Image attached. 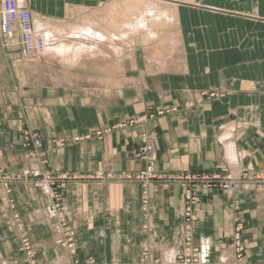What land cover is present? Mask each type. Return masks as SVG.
<instances>
[{"label":"crops","instance_id":"obj_1","mask_svg":"<svg viewBox=\"0 0 264 264\" xmlns=\"http://www.w3.org/2000/svg\"><path fill=\"white\" fill-rule=\"evenodd\" d=\"M125 1L25 0V4L32 16L59 23L73 24L84 16L86 26L90 23L100 32L94 37L103 41L110 20L117 26L124 21ZM153 1L170 7L176 22L166 23L159 38L143 50L140 43L134 44L132 55L127 52L126 57L123 41H118L116 56L110 55L108 45L91 38L89 45L100 44L102 55L88 51L92 54L75 61L71 67L77 83L69 78L51 86H26L16 93L0 89V170L15 173L27 165L19 139L31 129L41 136L43 150L51 152L53 171L138 172L143 168L140 138L148 132L154 133L159 171L219 172L232 178L247 169L264 174V0ZM110 7L115 11L111 17ZM148 108L174 111L144 127L117 128ZM106 128L114 129L102 140L63 148H55L53 142ZM9 197L15 209L8 204ZM198 198L190 227L194 240L210 239L209 264H237L231 246L235 219L243 227L242 262L264 264V189L247 184L232 191L198 193ZM147 199L144 205L142 189L133 183L68 187L64 201L75 236L74 256L55 242L52 221L33 186H19L7 195L0 187V264H30L20 250L18 229L25 230L34 246L33 264H75L77 259L140 264L146 248L150 259L165 250L179 252L181 229L187 225L182 189L154 183ZM173 257L166 255L164 263Z\"/></svg>","mask_w":264,"mask_h":264},{"label":"rangeland","instance_id":"obj_2","mask_svg":"<svg viewBox=\"0 0 264 264\" xmlns=\"http://www.w3.org/2000/svg\"><path fill=\"white\" fill-rule=\"evenodd\" d=\"M4 4H5V0H0V89L12 90L14 93H16L19 92L20 89L26 86H36L38 84H43V83H46L47 85L51 86L53 82L69 81V78H72L71 81L72 83L74 84L77 83L75 79L76 72L74 71V69L72 70L71 67V65L76 64L75 60H72L74 62L73 63L68 59L67 62V60H61L62 59L61 57L60 59L59 57L56 58L55 54L53 56L52 49L61 44H66L74 48L73 52L75 51L77 53L78 50L77 48L81 45H86V41H88V45L86 46L93 47L94 43L92 46H90L89 41L91 40V37H93V35L100 32L92 30L90 28V24L86 26L85 25L86 18L84 16L80 17L77 22L73 24H69L68 22L59 23L54 20L52 21V20L40 19V17L32 16V14L30 13L32 17L37 53L32 58H26L19 48V43L12 45V47H10L3 34V31L1 29V10ZM23 4L27 9L25 0H23ZM124 4H125L124 5L125 9L122 12V17L124 18V21L122 22V24L117 26L116 21L110 20L108 22V27L106 28L108 29L107 35L105 36L103 34V41H99L100 40L99 37L92 38V41L95 42L94 40H97L101 44L108 45L109 48H114L117 46L118 41L113 39V36L114 35L117 36L116 35L117 32H121V34H123L122 35L123 39L120 38L119 42L122 43L123 41L126 57H128L127 52L129 53L130 50L133 49L134 44L135 46L136 45L138 46L140 43L139 48L143 50L144 46H147L150 42L154 43L155 39L159 38V33L162 31V28H164L166 23L174 24V22H176V19H173L174 17H176L174 11L170 9V7L164 8L160 3L158 2L156 3V1L126 0ZM112 8L110 7L109 10ZM150 9L152 12L150 11ZM146 10L149 13V15L148 13L147 14L145 13ZM133 12L134 13L137 12L138 14L137 13L134 14ZM162 12L163 13L167 12V15L162 14ZM130 13L133 15H131ZM144 13L150 16L151 18L148 16L146 17V15L141 16L144 15ZM113 14H115V11L110 10L109 17L113 16ZM132 16L135 17L136 20L134 22L135 25L134 23H132L134 21V17L132 18ZM138 22H140L141 25L144 26V28H142L143 26L140 28L141 25ZM100 24H96V25L98 27H101ZM130 25L131 26L134 25V26L131 27ZM86 27L91 30V31L89 30L90 33H87V36L89 37L85 36L84 34L85 32H82L81 33L82 35H80L79 33L77 37L72 36V34L75 33L77 30H81ZM93 27L95 28V26ZM125 27L126 29L124 30ZM128 27L131 28L129 29ZM131 29L132 30L139 29L140 31L133 30L129 32ZM149 31H151L152 34L154 35H151V32ZM56 32H58V34ZM61 32L62 33L64 32L65 34L64 37L59 36ZM91 32L93 35L91 34ZM135 33L137 35H135ZM150 36L153 37L150 38ZM169 43L171 45L174 44L173 40H170ZM48 45L49 46L51 45L50 46L51 48ZM44 47L48 50L43 51ZM80 54L83 56L85 55L81 52V50H80ZM128 60L129 58H126V61ZM69 71L71 73L67 75ZM81 73L83 74L84 71H81ZM169 111L170 112L174 111V109L164 110V109L148 108L144 112L137 114L133 118L126 120L124 123L118 125L117 128H131L136 126L144 127L146 124L156 120L158 117L168 113ZM113 129L112 128L100 129L93 132L85 133V135H83L82 137L57 139L54 140L53 142L55 148H63L65 146H69L71 144L82 141H88L92 139L102 140V138L107 134L111 133ZM153 135L154 133H148V132H144L141 135L140 145H139V158L143 162V168L140 171L135 173H121V174H115L112 172H103V171H96L94 173H78L71 171L51 170L50 157H49L51 156V152L49 150H43L41 136L37 132L31 129H26L22 132L21 139H19V145L24 150H26L27 165L26 166L24 165L18 172L15 173H7L3 170H0V187L4 190L5 194L7 195L10 194L14 188H18L19 186L27 185V184L31 185L33 186L34 189L37 190L40 198L43 201L44 211L46 216H48V210L53 211V209L56 207L58 213L60 214L64 213L62 220H60L61 222H58L59 220L57 221L51 220L54 227L53 237L55 242L59 246H62V248L65 249L66 246L67 248L69 247L70 249L69 248L67 249L68 252L76 256L75 236H74V232L68 227V210L64 201V193L68 189V187L79 183L81 184L133 183L141 187L143 204L146 205L148 202L147 191H148V187L151 184L156 183L162 186L177 185L183 191V199L185 204L184 220L186 222L185 224H187L184 225V227L181 229V234H182L181 249L177 253L176 252L169 253L168 251L165 250L164 252L162 251L157 258L150 259L151 256L149 254L148 248H146L145 251L143 252V254L145 253V256L144 258L141 257L142 259L139 262L140 264H172L173 261L174 262L176 261L178 264H185V263L200 264L198 262V257H197L200 250L199 241L201 239L204 240H210V239L199 238L198 240H194L193 238L194 231L190 227V222L193 220V210L199 201L198 193H203L207 195L217 190L232 191L236 187L244 188L246 187L247 184L248 186H251L256 190L264 189V174L252 173L249 169H247L243 171L240 176L232 178L229 175V173L222 174L219 172L167 173V172L159 171L156 167L158 156L152 144ZM152 175L153 177L150 178V176ZM176 176H180L183 178L189 177L190 180L185 181L186 184L183 185L182 180H180V178ZM206 177H210V178L218 177L219 179L217 181L210 183V180L209 179L207 180ZM171 178H173V180ZM223 178L228 180L229 183L230 181L231 182L234 181L233 183L235 182L239 183L240 186H235L234 189L232 190L226 189L223 186L224 184ZM207 185H209V187H207ZM47 190H49L48 194L46 193ZM8 204L11 206V208H14V202L11 200L10 197L8 199ZM13 218L15 222H19L20 218L18 214L14 213ZM60 223H62V225H60ZM65 225L67 227H65ZM183 230L190 231L189 233L191 234V240L193 245H191L189 240L187 242L183 238ZM242 230H243L242 223L239 221V219H235L234 232L231 236V246H233L234 248L235 260L237 261V264H245L242 262L244 250H245L244 242L242 240ZM15 231L20 240V244H21L20 250L25 254L24 256L28 260L26 261V263L30 262V264H33L34 262L33 244L30 242L25 230L18 229V232L20 234L17 232V230ZM236 234L239 235L238 236L240 242L239 247H236L235 241L233 240V236H235ZM211 250H212V244L210 250H208V254H207L208 258H206V262L204 264L210 263V256L212 254ZM170 254L174 256L173 260L164 263L166 261L164 257ZM74 263L98 264L93 259H89L84 262H80L77 259L74 261Z\"/></svg>","mask_w":264,"mask_h":264},{"label":"built area","instance_id":"obj_3","mask_svg":"<svg viewBox=\"0 0 264 264\" xmlns=\"http://www.w3.org/2000/svg\"><path fill=\"white\" fill-rule=\"evenodd\" d=\"M1 29L10 47H12V45L19 43V48L26 58H32L36 55L37 53L36 42H35L34 29L32 24V17L30 12L25 8V5L23 4V0H5V4L3 5V8L1 10ZM151 177H153V175L150 176V178ZM176 177L182 180L183 185L186 184L185 181L190 180L189 177H184V178L180 176H176ZM206 178L207 180L208 179L210 180V183L217 181L219 179L218 177L217 178L206 177ZM171 179L173 180V178ZM223 182H224L223 184L224 188L229 190L234 189V187L237 186V184L239 185V183L236 182L233 183L234 181L232 182L230 181L229 183V181L224 178H223ZM207 187H209V185H207ZM46 193L48 194L49 190H47ZM63 214L58 213L56 207L53 209V211L48 210L47 217L52 221L59 220L58 222H61L60 220H62L64 216ZM60 225H62V223H60ZM65 227L67 226L65 225ZM189 232H190L189 230H183V238L187 242L189 240L191 245H193L191 240V234ZM238 236H239L238 234L233 236V240L235 241L236 247L240 246ZM199 244H200V250L198 253L199 256L197 255L198 262L200 264H204L206 262V257H208L207 254H208V250H210L211 243L210 240L201 239L199 241ZM172 264H178V263L176 261L175 262L173 261Z\"/></svg>","mask_w":264,"mask_h":264},{"label":"bare ground","instance_id":"obj_4","mask_svg":"<svg viewBox=\"0 0 264 264\" xmlns=\"http://www.w3.org/2000/svg\"><path fill=\"white\" fill-rule=\"evenodd\" d=\"M153 1V0H152ZM157 3V2H156ZM158 5V4H157ZM145 6V5H144ZM147 7H149V6H147ZM131 8V7H130ZM142 10V9H141ZM155 10V9H154ZM150 11H151V9H150ZM145 12V11H144ZM152 12V11H151ZM150 12V13H151ZM156 12V11H155ZM134 13V12H133ZM135 13H137V12H135ZM134 13V14H135ZM146 14L148 13L147 12V10H146V12H145ZM144 13V15H141V16H145L146 14ZM131 14V13H130ZM138 14V13H137ZM136 14V15H137ZM143 14V13H142ZM162 14H164V15H167V12H165V13H163L162 12ZM131 15H133V14H131ZM148 15H149V13H148ZM148 15H146V17L148 16ZM157 15H159V14H157ZM140 16V15H139ZM134 16H132V18H133ZM148 17H150V16H148ZM131 18V19H132ZM138 18V17H137ZM151 18V17H150ZM173 18V17H172ZM171 18V19H172ZM165 19V18H164ZM140 20V19H139ZM166 20V19H165ZM136 20H135V17H134V21L132 22V23H134ZM147 21V20H146ZM85 23H86V21H85ZM140 25H141V23L140 22H138ZM90 24V23H89ZM143 24V23H142ZM145 24V23H144ZM86 25V24H85ZM127 25V24H126ZM134 25H135V23H134ZM134 25H132V26H134ZM139 25V26H140ZM131 26V25H130ZM131 26V27H132ZM143 25H141L140 26V28L142 27ZM79 27H81V26H79ZM124 27V26H123ZM127 27V26H126ZM126 27L124 28V30L126 29ZM130 27V28H131ZM136 27V26H135ZM91 28V27H90ZM129 28V27H128ZM129 28V29H130ZM137 28H139V27H137ZM142 28H144V26L142 27ZM76 29V28H75ZM59 30V29H58ZM83 30V31H82ZM90 29H88L87 27L86 28H83V29H81V30H77L75 33H73L72 34V36H75V37H77L78 35H79V33H80V35H82L81 33L82 32H85L84 34H87V33H90V31H89ZM121 30V29H120ZM123 30V29H122ZM134 30V29H133ZM132 29L129 31V32H131V31H133ZM135 30H139V29H135ZM134 30V31H135ZM145 30H147V29H145ZM140 31V30H139ZM149 32H151V31H149ZM55 33V32H54ZM57 34H58V32H56ZM137 33H138V31H137ZM53 34V33H52ZM60 34V33H59ZM91 34H92V32H91ZM125 34V33H124ZM55 35V34H54ZM53 35V36H54ZM93 35V34H92ZM91 35V36H92ZM117 35V34H116ZM135 35H137L136 33H135ZM149 35V34H148ZM151 35H154V34H152V32H151ZM156 35V34H155ZM56 36V35H55ZM60 37H64L65 36V34H64V32L62 33L61 32V34L59 35ZM72 36H71V38H72ZM112 36V35H111ZM157 36V35H156ZM109 37V36H108ZM151 37H153V36H150V38ZM91 38H94V35H93V37H91ZM120 38L121 39H123L122 38V35H117V36H113V39H115L116 41H120ZM67 39V38H66ZM75 39H77V38H75ZM106 39V38H105ZM109 39V38H108ZM125 39V38H124ZM85 40H86V38H85ZM115 40H113V41H115ZM111 41V40H110ZM105 42V41H104ZM44 43H46V42H44ZM107 43V42H106ZM58 44V43H57ZM114 44H116V43H114ZM47 46V45H46ZM49 46V45H48ZM51 46V45H50ZM49 46V47H50ZM100 47V48H99ZM45 48V47H44ZM43 48V51H46V50H48V49H44ZM51 48V47H50ZM101 45L100 44H97V43H94V46L93 47H87L86 45H81V46H79L77 49V53L74 51L73 52V49L74 48H72V47H70L69 45H66V44H61V45H59V46H56L55 48H53L52 49V51H53V56H54V54H55V56H56V58L57 57H59V59H60V57L62 58L61 60H70V61H72V60H77L79 57H81L82 55L80 54V50H81V52L83 53V54H85V53H87L88 51L89 52H97V55H99L100 57H101V55H102V53H100V51H101ZM114 48H116V47H114ZM51 52V51H50ZM88 52V53H89ZM107 54H110V55H115V53H116V49H113V48H109L107 51ZM47 53H49V52H47ZM87 53V54H88ZM92 53H89V54H92ZM116 56V55H115ZM99 58V57H98ZM108 58H109V56H108ZM68 60H67V62H68ZM63 62V61H62ZM73 62V61H72ZM74 63V62H73ZM72 66V65H71ZM206 258H208V257H206Z\"/></svg>","mask_w":264,"mask_h":264}]
</instances>
